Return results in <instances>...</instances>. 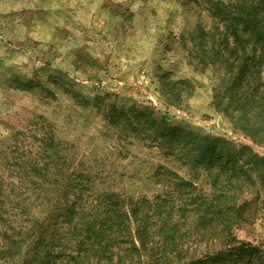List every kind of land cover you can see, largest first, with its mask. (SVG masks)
Returning a JSON list of instances; mask_svg holds the SVG:
<instances>
[{
	"label": "rangeland",
	"instance_id": "374dc122",
	"mask_svg": "<svg viewBox=\"0 0 264 264\" xmlns=\"http://www.w3.org/2000/svg\"><path fill=\"white\" fill-rule=\"evenodd\" d=\"M211 1L240 0H0V238H24L35 224L43 243L38 263L68 264L65 254L75 242L60 229L65 216L49 209L62 206L66 183L90 185L92 179L137 201L166 194L168 176L192 181L203 195L213 192L203 168L194 172L165 157L145 135L124 127L123 114L110 122L114 107H155L173 125L236 147L247 144L264 157V132L257 137L263 141H254L232 113L241 86L229 78L227 65L199 63V42L203 35L210 39L214 25ZM165 77L183 80L179 106L166 102ZM47 137L54 151L43 145ZM56 161L65 167L53 187L33 164L53 167ZM253 180L243 194L251 222L240 221L234 233L264 252V188ZM183 190L180 198L189 199ZM170 203L191 202H161ZM184 217L190 221L192 214ZM26 246L12 264L21 262ZM23 262L30 264L26 256Z\"/></svg>",
	"mask_w": 264,
	"mask_h": 264
},
{
	"label": "trees",
	"instance_id": "16d2710c",
	"mask_svg": "<svg viewBox=\"0 0 264 264\" xmlns=\"http://www.w3.org/2000/svg\"><path fill=\"white\" fill-rule=\"evenodd\" d=\"M210 11L214 25L208 31L210 39L203 35V41L199 42L203 57L199 63L216 64L220 59L227 65L229 78L241 86L232 113L237 111L244 121L242 129L254 141H263L257 137L264 132V0H240L233 5L211 1ZM189 54L194 56L192 51ZM163 79L167 85L166 102L179 106L183 95L179 83L183 80ZM229 111L226 108L223 113L227 115ZM121 114L124 127H130L136 137L145 135L143 139L160 148L165 157L185 163L194 172L203 168L213 192L203 195L192 181L168 176L163 185L166 194H156L153 201L145 197L137 201L102 190L92 179L90 185L84 180L73 185L66 183L62 206L49 205V209L65 216L60 229L66 230L69 243L75 242L74 248L65 254L71 258L66 263L264 264L263 249L240 240L234 233L240 221L251 222L253 212H246L248 198L243 194L255 184L253 177L264 188V157L247 144L236 147L224 139L173 125L155 107L120 110L114 107L107 119L120 122ZM43 143L52 151L56 149L48 137ZM50 165L40 168L39 164H33L45 171V177L50 176L47 181L54 187L65 166L59 167L57 161L53 167ZM56 167L60 168L57 173ZM67 188L72 191V197ZM185 188L189 190V199L179 196ZM2 195L5 196L4 191L0 192V199ZM7 196H11L10 188ZM162 197L165 198L161 200ZM162 201L191 203L165 206ZM187 211L192 214L190 221L183 219ZM183 226H186L184 230ZM38 230L41 227L33 224L24 238H0L3 241L0 264L17 263L14 255L21 252L25 243L27 248L19 264L24 263L25 256L26 263L42 264L38 263L42 231L36 237ZM90 254L94 255L93 259ZM82 257L86 258L82 260Z\"/></svg>",
	"mask_w": 264,
	"mask_h": 264
}]
</instances>
